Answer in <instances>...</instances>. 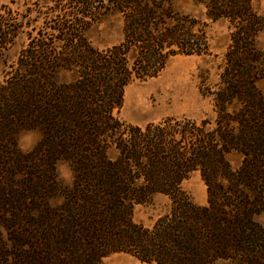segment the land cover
Segmentation results:
<instances>
[{
    "label": "trees",
    "instance_id": "1",
    "mask_svg": "<svg viewBox=\"0 0 264 264\" xmlns=\"http://www.w3.org/2000/svg\"><path fill=\"white\" fill-rule=\"evenodd\" d=\"M177 1L0 4V264H104L119 252L157 264H264V15L253 0H194L204 18ZM110 15L123 38L101 49L89 32ZM220 19L231 42L219 81L202 88L215 118L118 116L127 85L175 56L210 54L209 22ZM25 129L41 132L29 151L17 140ZM195 173L206 204L183 187ZM157 194L169 211L151 227L136 222L135 207Z\"/></svg>",
    "mask_w": 264,
    "mask_h": 264
},
{
    "label": "rangeland",
    "instance_id": "2",
    "mask_svg": "<svg viewBox=\"0 0 264 264\" xmlns=\"http://www.w3.org/2000/svg\"><path fill=\"white\" fill-rule=\"evenodd\" d=\"M21 6L25 0H0V4ZM176 5L183 11L205 17L204 8L194 0H178ZM254 8L264 15V0H253ZM211 53L207 55H178L170 59L166 68L154 78L136 81L125 87L124 101L118 116L127 122L145 124L168 116H187L197 120L215 118L213 99L202 93L204 87H215L223 65L224 54L231 42L229 22L226 19L210 21L207 29ZM92 44L106 48L123 38V21L117 15L106 16L89 32ZM21 40L9 51L6 61H13L20 48ZM258 46L264 48V31L258 36ZM5 67L0 59V78ZM41 139L38 129H25L18 134L19 146L24 151L32 150ZM116 151L112 150L111 155ZM229 159L233 168L242 161V155L234 152ZM59 173L65 182L72 177L66 163H60ZM183 187L197 204L207 203V187L199 173L184 181ZM171 200L167 195L157 194L152 200L139 204L134 209V220L147 227L169 211ZM264 224V213L256 216ZM104 264H157L144 262L128 253H114L104 259Z\"/></svg>",
    "mask_w": 264,
    "mask_h": 264
}]
</instances>
